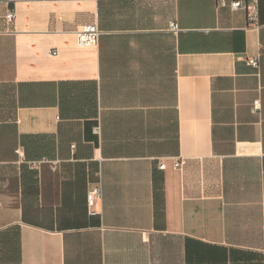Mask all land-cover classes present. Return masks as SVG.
Returning a JSON list of instances; mask_svg holds the SVG:
<instances>
[{"label": "crops", "instance_id": "obj_1", "mask_svg": "<svg viewBox=\"0 0 264 264\" xmlns=\"http://www.w3.org/2000/svg\"><path fill=\"white\" fill-rule=\"evenodd\" d=\"M0 246V264H264V0L258 24L218 0H0Z\"/></svg>", "mask_w": 264, "mask_h": 264}, {"label": "built area", "instance_id": "obj_2", "mask_svg": "<svg viewBox=\"0 0 264 264\" xmlns=\"http://www.w3.org/2000/svg\"><path fill=\"white\" fill-rule=\"evenodd\" d=\"M219 5H229L233 9L244 8L246 10L247 19L252 24H258L259 22V0H218ZM6 17L8 20H13L16 17V11L11 9L7 12ZM173 29H178V25L173 22L171 24ZM101 30L97 23H86L82 25L75 31L76 35V42L79 46H96L98 44L99 36ZM51 55H57L59 53L58 48H52L49 52ZM247 62L254 66L259 67V55L256 56H248ZM260 104V100H255L254 107L258 108ZM184 158L176 157L172 161V166L174 168H179L184 163ZM160 168H166L167 162L166 160L162 159L159 162ZM102 188L101 185H95L88 190L87 194V201L89 211L94 214L97 212L96 206L101 198ZM0 255H1V246H0Z\"/></svg>", "mask_w": 264, "mask_h": 264}]
</instances>
